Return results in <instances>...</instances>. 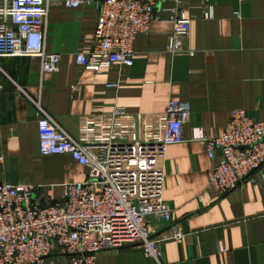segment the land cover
<instances>
[{
    "label": "crops",
    "instance_id": "obj_1",
    "mask_svg": "<svg viewBox=\"0 0 264 264\" xmlns=\"http://www.w3.org/2000/svg\"><path fill=\"white\" fill-rule=\"evenodd\" d=\"M172 7L191 20L185 48L193 55L169 53L172 24L154 20L134 39L132 66L83 70L74 56L92 44L97 13L91 6L52 5L44 44L61 55L58 71L43 72L37 57H0V184L35 185L38 199L51 204L63 198L65 184L88 175L68 155H40L34 102L76 142L98 144L156 141L169 100L184 101L190 107L185 141L169 145L161 164L171 208V221L156 225L155 236L164 238L161 259L129 245L100 252L97 263L264 264V165L252 180L219 195L207 174L220 151L209 158L200 139L220 136L234 109L264 120V0H165L154 14L168 18ZM116 108L123 113L115 115ZM173 226L181 238L167 237ZM44 264L65 258L48 256Z\"/></svg>",
    "mask_w": 264,
    "mask_h": 264
},
{
    "label": "built area",
    "instance_id": "obj_2",
    "mask_svg": "<svg viewBox=\"0 0 264 264\" xmlns=\"http://www.w3.org/2000/svg\"><path fill=\"white\" fill-rule=\"evenodd\" d=\"M164 1L0 0V57H37L43 72H57L61 55L47 52L44 44L52 5L91 6L97 13L92 44L74 56L83 70L101 73L113 63L132 66L134 39L147 33L154 20L172 24L169 53L193 55L185 48L190 18L176 7L168 9V18L154 14ZM213 12L208 5L204 16ZM34 103L40 155H68L88 175L65 184L63 198L51 204L38 199L35 185L0 184V264H44L48 256H63L65 264H98L100 252L129 245L159 262L164 238L155 236L156 225L171 221L161 164L169 145L185 141L189 104L169 100L164 134L156 141L83 144ZM122 113V108L114 111ZM200 139L209 158L220 151L218 164L207 174L209 187L219 195L252 180L264 165V120H254L243 109L231 111L220 136ZM167 234L179 239L182 231L173 226Z\"/></svg>",
    "mask_w": 264,
    "mask_h": 264
}]
</instances>
